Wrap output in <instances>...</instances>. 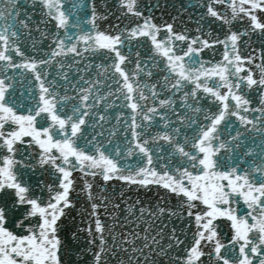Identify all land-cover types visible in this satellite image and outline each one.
Instances as JSON below:
<instances>
[{"label":"snow or ice","instance_id":"snow-or-ice-1","mask_svg":"<svg viewBox=\"0 0 264 264\" xmlns=\"http://www.w3.org/2000/svg\"><path fill=\"white\" fill-rule=\"evenodd\" d=\"M0 264H264V0H0Z\"/></svg>","mask_w":264,"mask_h":264}]
</instances>
